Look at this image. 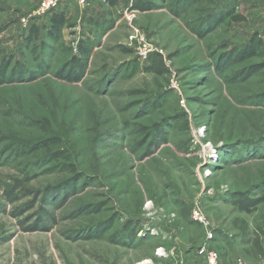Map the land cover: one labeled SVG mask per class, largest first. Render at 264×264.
Wrapping results in <instances>:
<instances>
[{"label": "rangeland", "instance_id": "rangeland-1", "mask_svg": "<svg viewBox=\"0 0 264 264\" xmlns=\"http://www.w3.org/2000/svg\"><path fill=\"white\" fill-rule=\"evenodd\" d=\"M41 1L0 0V55L28 74L0 84V264H262L232 220L264 230V204L230 199L264 196V0L64 1L57 41ZM88 36L83 78H59Z\"/></svg>", "mask_w": 264, "mask_h": 264}, {"label": "trees", "instance_id": "trees-1", "mask_svg": "<svg viewBox=\"0 0 264 264\" xmlns=\"http://www.w3.org/2000/svg\"><path fill=\"white\" fill-rule=\"evenodd\" d=\"M110 6H114L117 4L118 0H106ZM133 9L137 10H145L151 8L148 4H145L143 0H135V3L132 5ZM222 20L218 19V23ZM69 20L63 10L53 11L50 13L48 19V25L46 26V35L49 39L53 41H57L60 38L61 30L65 26H69ZM29 40L34 41L39 38V28L36 26H32L30 28ZM89 36L87 38H82L77 43V51L76 53L70 56V59L66 62V64L62 67V69L58 72L59 78H62L69 82H79L85 73L87 68V58L91 53V43ZM260 41L255 42V48L245 47L241 50H234L233 54H230L227 58L230 62V65L233 63H242L248 58H251L253 54V49H257L260 46ZM44 47V45L42 46ZM1 54V53H0ZM11 64V59H7L1 57L0 55V84L13 80L15 76L18 78H22L25 75H28L26 70L23 69L20 63L16 61V63L9 69ZM218 68V67H217ZM219 69V68H218ZM17 70V71H15ZM254 72V70H253ZM29 73V72H28ZM250 193H242L236 192L232 194L230 203L237 209L239 212L250 213L252 212L258 205L264 204V196L258 197H250ZM8 200L12 199V196L7 197ZM45 215H47V212ZM12 214H17V210H14ZM49 216V215H48ZM233 226L235 228L240 229L239 234V243L243 246L242 253L246 256L251 257H259L263 258L264 256V230L261 228H257L254 231H249L247 227V223L244 219L234 218L232 220ZM33 227H25L26 231L31 230ZM38 228V227H36ZM133 234V232H132ZM131 234V235H132ZM131 237L130 235L127 236ZM114 240V239H112ZM213 243H217L214 247L219 256L225 258L227 255L226 248H231L233 241L228 237H223L222 234L218 231H214V236L211 239ZM221 241L220 245L218 242ZM231 250V249H229ZM221 252V253H220Z\"/></svg>", "mask_w": 264, "mask_h": 264}, {"label": "built area", "instance_id": "built-area-1", "mask_svg": "<svg viewBox=\"0 0 264 264\" xmlns=\"http://www.w3.org/2000/svg\"><path fill=\"white\" fill-rule=\"evenodd\" d=\"M64 1H71L78 5H84L86 0H42L39 6V12H45V11H51L55 9L59 4H61ZM193 219H196L199 222H203V218L198 210H195L193 212ZM213 235L209 233L207 239H212ZM207 253V249L204 245H201L197 247L196 254L197 255H203ZM207 261L203 264H217L216 262V254L212 252H208ZM238 264H242L240 261ZM264 264V262L262 263Z\"/></svg>", "mask_w": 264, "mask_h": 264}, {"label": "crops", "instance_id": "crops-1", "mask_svg": "<svg viewBox=\"0 0 264 264\" xmlns=\"http://www.w3.org/2000/svg\"><path fill=\"white\" fill-rule=\"evenodd\" d=\"M229 238V237H228ZM248 260H251V261H259L261 258H259V257H251V256H246V255H244Z\"/></svg>", "mask_w": 264, "mask_h": 264}]
</instances>
